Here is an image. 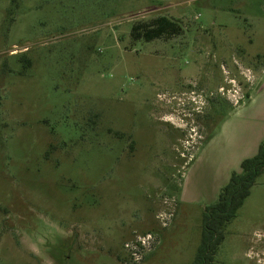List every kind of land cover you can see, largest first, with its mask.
<instances>
[{
  "label": "rangeland",
  "instance_id": "obj_1",
  "mask_svg": "<svg viewBox=\"0 0 264 264\" xmlns=\"http://www.w3.org/2000/svg\"><path fill=\"white\" fill-rule=\"evenodd\" d=\"M263 100L264 0H0V264H191L203 147ZM213 264H264V172Z\"/></svg>",
  "mask_w": 264,
  "mask_h": 264
},
{
  "label": "trees",
  "instance_id": "obj_2",
  "mask_svg": "<svg viewBox=\"0 0 264 264\" xmlns=\"http://www.w3.org/2000/svg\"><path fill=\"white\" fill-rule=\"evenodd\" d=\"M143 28V25H142ZM177 26L164 17L156 18L143 30L145 41L177 31ZM135 36L142 37L140 33ZM264 172V140L256 154L241 162V170L232 172L228 183L220 190L217 200L203 210L201 240L191 264H213L225 238V226L249 196L251 187Z\"/></svg>",
  "mask_w": 264,
  "mask_h": 264
},
{
  "label": "crops",
  "instance_id": "obj_3",
  "mask_svg": "<svg viewBox=\"0 0 264 264\" xmlns=\"http://www.w3.org/2000/svg\"><path fill=\"white\" fill-rule=\"evenodd\" d=\"M251 96L249 97V100ZM246 103V102H245ZM244 103V104H245ZM244 104H241L242 106ZM227 115L221 126L214 131V134L206 142L201 153L203 168L210 172L204 175V183L200 188V197L207 204L215 202L220 190L228 183L232 172L241 170V162L247 157L256 154L259 144L264 140V100L254 112L259 116V121L255 122V127L250 130L248 137L244 142L241 140V134L244 131V122L237 120L238 111L243 109L242 106ZM236 119V120H235ZM225 150V152H224ZM196 179L183 184L180 196L184 199L191 196ZM199 189V188H198Z\"/></svg>",
  "mask_w": 264,
  "mask_h": 264
},
{
  "label": "built area",
  "instance_id": "obj_4",
  "mask_svg": "<svg viewBox=\"0 0 264 264\" xmlns=\"http://www.w3.org/2000/svg\"><path fill=\"white\" fill-rule=\"evenodd\" d=\"M153 236L148 233L145 235L137 236L134 242L126 243L125 246L130 250L132 259L138 261L140 259V252L148 248L153 240Z\"/></svg>",
  "mask_w": 264,
  "mask_h": 264
}]
</instances>
